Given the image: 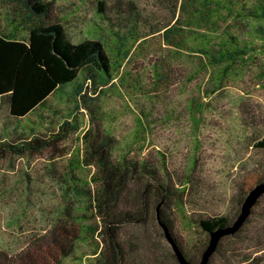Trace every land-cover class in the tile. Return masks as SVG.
<instances>
[{"label":"rangeland","instance_id":"374dc122","mask_svg":"<svg viewBox=\"0 0 264 264\" xmlns=\"http://www.w3.org/2000/svg\"><path fill=\"white\" fill-rule=\"evenodd\" d=\"M46 1L71 41L103 42L113 78L94 85L80 72L75 82L18 119L0 99V143L19 132L63 135L57 147L0 155V264H20L25 253L44 256L55 224L73 229L75 236L65 264L105 263L110 247L93 201L100 171L89 153L93 139L102 136L112 139L115 158L147 159L170 173L190 171L194 159L197 186L179 189L173 181V195L161 200L151 182L135 179L115 211L137 219L117 229L119 242L136 251V260L179 264L158 220L161 213L197 262L209 234L196 219L234 220L240 201L264 176V149L254 146L264 135V19L258 15L264 0H105L102 12L93 0ZM202 1L216 24L193 31L187 13ZM133 10L140 19L137 33L128 34ZM178 16L169 40L162 31L137 40ZM31 23L19 3L0 0V33L26 40ZM228 32L248 50L214 90L223 66L207 64L192 47L204 41L218 45ZM246 220L236 237L221 238L207 264H264V194Z\"/></svg>","mask_w":264,"mask_h":264},{"label":"trees","instance_id":"16d2710c","mask_svg":"<svg viewBox=\"0 0 264 264\" xmlns=\"http://www.w3.org/2000/svg\"><path fill=\"white\" fill-rule=\"evenodd\" d=\"M8 1L19 3L32 19L26 40L17 38L12 33H0V99L6 101L11 118L18 119L28 115L38 106L43 105L48 96L54 91L75 82L80 72H83L85 78L94 85L104 84L113 78V63L103 42L90 38L79 42L71 41L63 24L52 16L51 1ZM93 1L96 2L99 11L102 12L105 0ZM204 4L203 1L195 4L196 11L187 13L193 31L202 30L204 27L216 24L212 15L206 11ZM182 7L181 2L179 11ZM131 14L133 24L130 25L128 34L137 33V25L140 19V14L135 10ZM258 15L264 19V12L258 13ZM258 15L253 14L255 18ZM195 25H199L198 28L194 27ZM178 26L179 16L172 24L168 23L159 28L151 27L147 34L138 36L137 40L154 36L159 34L160 31H162L163 38L169 40L171 35H176L175 29H178ZM192 48L194 49L192 51L197 52L199 56L204 55L207 64L212 67L223 66L221 72L216 75L218 84L214 90L220 88L219 84L225 78L224 74L231 70L239 58H243L247 54L248 50L247 47L241 46L237 42V38L230 32L218 45H212L209 41H204L203 44L201 42ZM129 56V51H125L124 58L127 59ZM82 91L83 88L79 87L77 93L80 94ZM68 124L66 122L64 126ZM62 137L63 135L59 132L48 137L40 135L26 137L19 132L14 138L8 139L5 137L0 143V155L6 151L16 154H22L25 151L35 153L43 148L57 147ZM254 146L255 148L264 149V135L255 141ZM89 153L94 158V163L100 171L99 188L93 201L101 216L110 247V255L106 257L104 264H149L144 260H136V251L128 252L125 250V246L119 242L118 226L124 222L137 219L129 211H115L116 204L128 183L135 179L145 178L148 183L151 182L161 200L163 198L168 199L169 196L173 195V181L179 185L178 188L184 189L185 186H197L198 182L192 172L194 159L190 171L170 173L165 165L157 168L147 159L138 160L127 155L115 158L112 139L108 136L93 139ZM262 180H264V176L259 181ZM240 202L242 203V201ZM158 220L166 227L170 237L184 256L192 262L191 256H188L182 243L173 234L171 220L161 213L158 214ZM232 222L233 220L222 215L196 219L200 229L208 234ZM242 226L234 234L225 237H236L242 230ZM48 237L44 256H37L36 253H25L20 264H65L63 260L75 250L73 229L71 230L66 225L55 224ZM203 249L201 250L203 251Z\"/></svg>","mask_w":264,"mask_h":264},{"label":"water","instance_id":"95a60500","mask_svg":"<svg viewBox=\"0 0 264 264\" xmlns=\"http://www.w3.org/2000/svg\"><path fill=\"white\" fill-rule=\"evenodd\" d=\"M264 194V180L256 183L245 195L241 206L240 211L237 214L236 218L229 225L224 227H220L215 229L209 233V240L203 249L200 259L197 262H190L182 253V251L178 248V246L174 243L172 238L170 237L168 230L164 227V231L166 234V239L170 243L171 248L173 250L174 256L179 264H207L211 255L216 251L218 243L220 242L222 237L232 235L237 232L240 227L243 225L247 217L251 213L252 207L255 205L257 200Z\"/></svg>","mask_w":264,"mask_h":264}]
</instances>
